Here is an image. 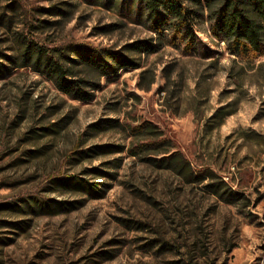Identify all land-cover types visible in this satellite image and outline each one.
Masks as SVG:
<instances>
[{
  "label": "rangeland",
  "instance_id": "obj_1",
  "mask_svg": "<svg viewBox=\"0 0 264 264\" xmlns=\"http://www.w3.org/2000/svg\"><path fill=\"white\" fill-rule=\"evenodd\" d=\"M115 1L0 0L1 53L160 44L92 100L29 67L0 74V264H264V57L228 54L206 24L192 48L162 39ZM173 152L241 199L155 165Z\"/></svg>",
  "mask_w": 264,
  "mask_h": 264
},
{
  "label": "trees",
  "instance_id": "obj_2",
  "mask_svg": "<svg viewBox=\"0 0 264 264\" xmlns=\"http://www.w3.org/2000/svg\"><path fill=\"white\" fill-rule=\"evenodd\" d=\"M126 3L131 13L136 8L134 17L162 39L168 31L192 48L197 31L206 24L208 35L213 41L224 43L228 54L251 61L264 57V0H126ZM19 42L20 50L14 54L0 52V74L14 67H29L47 76L69 97L82 101L93 99L102 77L113 76L123 68L138 67L135 54H149L160 48L153 39H137L121 49L86 43L48 47L26 38ZM154 161L157 167L172 169L188 182L209 180L206 188L226 203L241 199L212 170L196 172L180 152ZM72 182L84 185L81 178Z\"/></svg>",
  "mask_w": 264,
  "mask_h": 264
}]
</instances>
